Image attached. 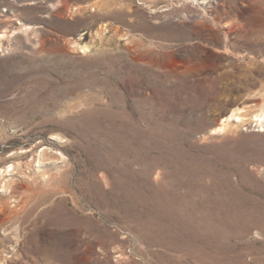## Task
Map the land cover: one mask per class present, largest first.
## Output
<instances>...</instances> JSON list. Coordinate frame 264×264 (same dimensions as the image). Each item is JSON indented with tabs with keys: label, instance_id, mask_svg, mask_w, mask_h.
<instances>
[{
	"label": "rangeland",
	"instance_id": "374dc122",
	"mask_svg": "<svg viewBox=\"0 0 264 264\" xmlns=\"http://www.w3.org/2000/svg\"><path fill=\"white\" fill-rule=\"evenodd\" d=\"M0 35V264H264V0H0Z\"/></svg>",
	"mask_w": 264,
	"mask_h": 264
},
{
	"label": "bare ground",
	"instance_id": "6f19581e",
	"mask_svg": "<svg viewBox=\"0 0 264 264\" xmlns=\"http://www.w3.org/2000/svg\"><path fill=\"white\" fill-rule=\"evenodd\" d=\"M1 35H2V34H1ZM1 35H0V36H1ZM2 36H3V35H2ZM1 42H2V39L0 38V47H1ZM88 50H89V48L85 46V47H84V52H85V51L87 52ZM234 114H235V113H234ZM234 116H235V115H234ZM235 117H236V116H235ZM259 118H260V117H259ZM239 119H240V117H239ZM241 120H242V119H241ZM223 125H224V123L222 124V127H221L220 129H223V128L225 129V127H224ZM9 171H11V170H9Z\"/></svg>",
	"mask_w": 264,
	"mask_h": 264
}]
</instances>
